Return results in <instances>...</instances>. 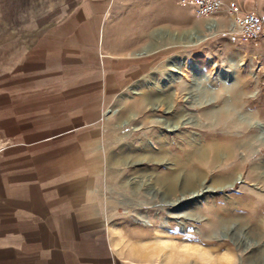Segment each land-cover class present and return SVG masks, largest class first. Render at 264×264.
Instances as JSON below:
<instances>
[{
  "label": "rangeland",
  "instance_id": "1",
  "mask_svg": "<svg viewBox=\"0 0 264 264\" xmlns=\"http://www.w3.org/2000/svg\"><path fill=\"white\" fill-rule=\"evenodd\" d=\"M185 12L176 0H0V205L61 196L63 239L48 245L64 262L250 264L259 251L247 245L264 237V48L225 30L195 43L211 22ZM228 102L261 119L207 124Z\"/></svg>",
  "mask_w": 264,
  "mask_h": 264
},
{
  "label": "crops",
  "instance_id": "2",
  "mask_svg": "<svg viewBox=\"0 0 264 264\" xmlns=\"http://www.w3.org/2000/svg\"><path fill=\"white\" fill-rule=\"evenodd\" d=\"M224 1H236L242 10L257 13L264 21V0ZM185 9V13H187L189 17H191L190 15H192V13L194 14L191 7H185ZM88 14L90 15V12ZM188 20L192 21V18ZM210 22L211 21H209V23ZM213 22L216 23L215 33L227 30L229 25L228 18H219L217 21ZM185 26H187V24H185ZM206 30L211 32L205 34V31L201 29L190 31V40L193 39V35L200 37V40L196 41L197 43L208 39L209 35L215 34L213 33L215 28L211 30L210 27L207 26ZM228 39L231 44L235 42L244 44L252 43L255 47H259L260 45L261 48H264V33L255 41L245 40L239 36H229ZM194 40L195 39H193V41ZM142 53H139V55ZM185 60L186 59H184L182 64L185 63ZM175 64L173 65L176 68ZM185 64H187V62ZM178 76L182 75L175 74L172 77L173 81L178 78ZM149 94H154L155 96L154 92ZM86 193H88V196L84 197V203L87 205L85 207L91 208L92 201L90 199L92 198V190L85 191V194ZM57 197L58 196L54 197L51 195L50 199H48L47 195L43 196L38 209L32 207L30 198L26 196L25 198H16L14 201L15 203L4 202V206L2 205V207H5V210L0 205V264H54L56 261V264L73 263V261L70 263L68 261H63L62 257L58 254V252L63 251L62 248L57 247L55 244L53 245L54 247L49 249L48 245L49 241L56 242L63 239L61 226L63 224L64 216L62 211H64V208L62 201L59 202L61 196L59 198ZM86 198L89 199L86 200ZM143 223L152 224L151 221L147 219H144ZM58 224H60L61 229L58 228ZM149 250H151V253H157L159 248L153 247ZM54 257L57 259L54 260Z\"/></svg>",
  "mask_w": 264,
  "mask_h": 264
},
{
  "label": "built area",
  "instance_id": "3",
  "mask_svg": "<svg viewBox=\"0 0 264 264\" xmlns=\"http://www.w3.org/2000/svg\"><path fill=\"white\" fill-rule=\"evenodd\" d=\"M178 6L191 7L199 18L217 21L228 18L226 33L229 36H239L245 40L255 41L264 33V22L255 12H246L236 1L224 0H177ZM210 23V24H211Z\"/></svg>",
  "mask_w": 264,
  "mask_h": 264
},
{
  "label": "clouds",
  "instance_id": "4",
  "mask_svg": "<svg viewBox=\"0 0 264 264\" xmlns=\"http://www.w3.org/2000/svg\"><path fill=\"white\" fill-rule=\"evenodd\" d=\"M225 95H227L226 91H214L210 92L206 97L205 102L207 104L218 103ZM242 109L239 105L228 102L225 103L219 111L209 114L206 117V123L213 127H224L231 126L233 130L239 131H247L251 130L256 126L257 121L261 119V117L252 114H245L247 119H240ZM264 244V237H262L259 241H253L249 245H247L248 251L256 248L259 249L256 255L251 260L250 264H264V248H261L260 245ZM237 264H239V259H237Z\"/></svg>",
  "mask_w": 264,
  "mask_h": 264
},
{
  "label": "bare ground",
  "instance_id": "5",
  "mask_svg": "<svg viewBox=\"0 0 264 264\" xmlns=\"http://www.w3.org/2000/svg\"><path fill=\"white\" fill-rule=\"evenodd\" d=\"M214 24V25H213ZM210 29L211 30H213V28H215V30H213V33H215L216 32V23H211L210 24ZM218 27V26H217ZM193 39H195L194 41H195V43H196V41H198V40H200V37H197V36H195V35H193ZM196 69H199V67H196ZM179 71V73L180 74H182V71H181V69H179L178 70ZM173 129V128H172ZM211 143V146H212V151H213V153L215 154V157L214 158H216V155L219 153V148H220V146L223 144L222 142H221V145H220V143L219 142H217V141H211L210 142ZM193 154V153H192ZM194 154H196L198 157H201V155H203V151H197L196 153H194ZM191 158H193V155H192V157ZM213 158V159H214ZM217 159V158H216ZM193 160V159H192ZM215 161V160H214ZM183 167V166H182ZM185 167V166H184ZM192 167L194 168V165H192ZM193 168H191L190 167V172H193L192 170H193ZM188 170V169H187ZM183 171V170H182ZM188 172V171H187ZM196 172V171H195ZM191 178V177H190ZM191 183H194V181H192V179H191ZM188 184H190V182H188ZM191 185V184H190ZM201 192L202 191H194L193 193H192V196H196V197H198V196H200L201 195Z\"/></svg>",
  "mask_w": 264,
  "mask_h": 264
}]
</instances>
